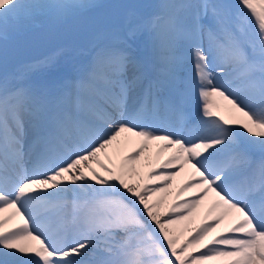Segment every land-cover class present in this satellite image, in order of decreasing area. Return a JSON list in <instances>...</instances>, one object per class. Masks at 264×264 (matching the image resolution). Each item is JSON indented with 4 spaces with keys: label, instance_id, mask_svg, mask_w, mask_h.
<instances>
[{
    "label": "snow or ice",
    "instance_id": "obj_1",
    "mask_svg": "<svg viewBox=\"0 0 264 264\" xmlns=\"http://www.w3.org/2000/svg\"><path fill=\"white\" fill-rule=\"evenodd\" d=\"M97 7L0 0V264H264V0L127 5L74 77L7 71L26 25Z\"/></svg>",
    "mask_w": 264,
    "mask_h": 264
},
{
    "label": "rangeland",
    "instance_id": "obj_2",
    "mask_svg": "<svg viewBox=\"0 0 264 264\" xmlns=\"http://www.w3.org/2000/svg\"><path fill=\"white\" fill-rule=\"evenodd\" d=\"M100 7L91 9L60 26L47 21L26 25L8 46L7 71L18 74L27 71L33 82L56 86L74 77L86 60L92 46L98 42H115L120 31L129 21L133 11L127 5H141L139 13L151 12L152 6L162 0H94ZM236 3V0H229ZM135 22V19H133ZM146 37H142V42ZM59 50L62 54L57 55ZM55 57L52 67H43L38 62ZM35 65L28 69L26 66ZM3 66L0 65V73ZM73 75V76H72ZM48 85V84H47Z\"/></svg>",
    "mask_w": 264,
    "mask_h": 264
},
{
    "label": "bare ground",
    "instance_id": "obj_3",
    "mask_svg": "<svg viewBox=\"0 0 264 264\" xmlns=\"http://www.w3.org/2000/svg\"><path fill=\"white\" fill-rule=\"evenodd\" d=\"M73 76V75H72ZM49 86H53L49 81L47 83ZM186 178V177H185ZM182 181L180 179H178L174 185H173V193H175V190L179 187L180 183ZM186 195H189V194H186ZM174 197H170L169 198V202H171V200L173 199ZM185 197H181L180 199H184ZM204 210L203 208L201 209V211L194 217V222H189V221H185L183 222L179 227L180 228H184V227H188V228H192V227H195L197 224L201 223L203 220H204V214H203ZM187 234V233H185Z\"/></svg>",
    "mask_w": 264,
    "mask_h": 264
}]
</instances>
